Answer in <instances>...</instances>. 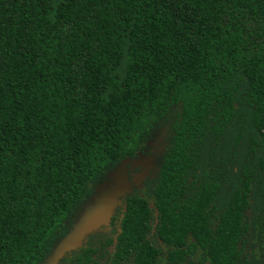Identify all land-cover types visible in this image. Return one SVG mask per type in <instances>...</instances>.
I'll use <instances>...</instances> for the list:
<instances>
[{
  "label": "trees",
  "instance_id": "1",
  "mask_svg": "<svg viewBox=\"0 0 264 264\" xmlns=\"http://www.w3.org/2000/svg\"><path fill=\"white\" fill-rule=\"evenodd\" d=\"M145 156L155 176L58 264H264V0H0V264H45Z\"/></svg>",
  "mask_w": 264,
  "mask_h": 264
},
{
  "label": "water",
  "instance_id": "2",
  "mask_svg": "<svg viewBox=\"0 0 264 264\" xmlns=\"http://www.w3.org/2000/svg\"><path fill=\"white\" fill-rule=\"evenodd\" d=\"M155 158L126 159L99 183L94 194L83 204L68 233L57 243L45 264H58L64 256L83 246L87 236L108 226L124 198L132 192L133 185L141 186L149 177H154Z\"/></svg>",
  "mask_w": 264,
  "mask_h": 264
},
{
  "label": "flooded vegetation",
  "instance_id": "3",
  "mask_svg": "<svg viewBox=\"0 0 264 264\" xmlns=\"http://www.w3.org/2000/svg\"><path fill=\"white\" fill-rule=\"evenodd\" d=\"M157 220L153 224L155 227ZM153 234V233H152ZM154 264H169V248L163 246L158 250ZM191 259H179L176 264H189L192 260L195 264H205L201 250L190 255ZM133 258L126 257L124 253L119 254L114 244H108L106 248L84 249L79 257L68 260L67 264H132Z\"/></svg>",
  "mask_w": 264,
  "mask_h": 264
}]
</instances>
